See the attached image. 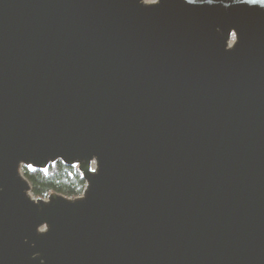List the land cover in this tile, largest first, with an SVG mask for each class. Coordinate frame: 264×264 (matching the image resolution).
Returning a JSON list of instances; mask_svg holds the SVG:
<instances>
[{
  "label": "water",
  "instance_id": "95a60500",
  "mask_svg": "<svg viewBox=\"0 0 264 264\" xmlns=\"http://www.w3.org/2000/svg\"><path fill=\"white\" fill-rule=\"evenodd\" d=\"M0 264H264V8L0 0Z\"/></svg>",
  "mask_w": 264,
  "mask_h": 264
},
{
  "label": "trees",
  "instance_id": "16d2710c",
  "mask_svg": "<svg viewBox=\"0 0 264 264\" xmlns=\"http://www.w3.org/2000/svg\"><path fill=\"white\" fill-rule=\"evenodd\" d=\"M22 173L31 186V193L36 199H47L56 193L76 199L83 195L86 182L76 168L62 162L51 164L47 171L22 168Z\"/></svg>",
  "mask_w": 264,
  "mask_h": 264
},
{
  "label": "snow or ice",
  "instance_id": "6c2138e0",
  "mask_svg": "<svg viewBox=\"0 0 264 264\" xmlns=\"http://www.w3.org/2000/svg\"><path fill=\"white\" fill-rule=\"evenodd\" d=\"M242 2L246 5H249V6H259L260 8H264V0H252V3H247V0H242ZM161 3V0H159V2L157 4H155L156 6H158L159 4ZM197 3H199V0H190V3L189 5H196ZM207 4L211 5L214 3V0H207L206 2ZM230 5H226V7H228ZM233 35H237V31H233ZM238 44V39H237V43L236 45ZM235 45V46H236ZM234 46V47H235ZM233 47V49H234ZM232 49V50H233ZM92 160V159H91ZM28 169L29 170H32V164H28ZM92 171L96 174L98 172L97 169H92Z\"/></svg>",
  "mask_w": 264,
  "mask_h": 264
},
{
  "label": "clouds",
  "instance_id": "9594fccd",
  "mask_svg": "<svg viewBox=\"0 0 264 264\" xmlns=\"http://www.w3.org/2000/svg\"><path fill=\"white\" fill-rule=\"evenodd\" d=\"M158 2L159 0H140L141 5L143 6L145 5V3L157 4ZM185 2L189 4L190 0H185ZM205 2H207V0H205ZM234 2L237 4H244L242 0H234ZM247 3H252V0H247Z\"/></svg>",
  "mask_w": 264,
  "mask_h": 264
}]
</instances>
